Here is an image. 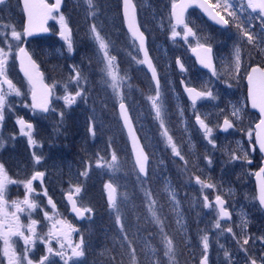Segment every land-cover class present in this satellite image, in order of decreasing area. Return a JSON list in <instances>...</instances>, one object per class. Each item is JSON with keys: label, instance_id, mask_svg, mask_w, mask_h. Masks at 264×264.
<instances>
[{"label": "rangeland", "instance_id": "rangeland-1", "mask_svg": "<svg viewBox=\"0 0 264 264\" xmlns=\"http://www.w3.org/2000/svg\"><path fill=\"white\" fill-rule=\"evenodd\" d=\"M159 1L135 0L142 29L152 35L150 25H153L154 21L157 24L156 19H162L163 14L164 22L170 26L168 12L171 0L162 1L166 6H155L153 2ZM219 3L223 5L224 0H219ZM95 4V17L89 14L84 0H64L63 8L58 13L65 16L75 38L78 37L76 43L85 38L90 51L82 46H74L72 52H69L65 41L59 35L58 18L52 19L55 31L53 40L56 45L52 50L50 49V53L55 56L58 64L53 66L55 68L53 73L47 74L50 86L55 85L52 90L53 105L48 115L32 111L29 101L24 102L23 97L28 99L29 88L26 96L24 90L18 87L16 88L21 92L19 96L14 92H4L11 106L5 107V111L10 114H5L4 121L0 123V140L3 141V146L0 147V163L4 164L8 176L16 181L29 179L35 171L45 173L43 182L33 181L35 191L32 198L38 207L31 212V219L39 221L38 233L44 235L48 232L51 222L44 218V212L47 211L54 219H62L76 229L71 233L73 243L79 242L81 237L84 239L85 248H89V245H93L96 241L98 243V240L104 243V251L100 252L104 255L99 256L98 263L91 260L87 264H131L127 241L123 239L125 234L136 250L138 264H142L139 258L142 248L151 254L145 259L146 261L170 264L168 257L164 255L165 247L160 226L152 221L148 210L149 199L145 196V191H148L157 201L156 210L163 222L164 233L174 241V264H198L202 255L201 237L205 234L209 236L208 264H247V257L240 250L245 237H250L249 244L244 246L248 249L249 255H253V251L264 254V244L262 245L260 241V238L264 237V212L260 210L256 202L252 179L255 170L259 168L261 157L257 155L256 150L253 152L250 150L253 145L252 126L258 117L249 111L246 104V85L241 84V79L246 75V69L241 67L238 74L235 72L234 52L226 60L220 55V63L226 64V69L230 73L229 77L222 79L215 78L218 75L214 78L203 76L201 83H195L203 90L210 89L216 97L196 103L195 110L191 104L173 91L171 85L168 83L162 85L165 125L181 155L184 156V160H181L174 156L171 148L167 146L161 134L159 121L155 119L147 99L148 96L155 94V88L146 79L142 65L135 62L140 58L134 55L136 48L128 41L122 28L118 12L120 0H95ZM189 19L198 20L194 13L189 16ZM4 24L14 25L16 30L21 32V9L17 0H9L5 5H0V26ZM92 24H96L101 35L110 41V55L116 57L115 63L119 73L126 77L121 93L138 136L152 158L145 180L138 179L134 169L128 143L116 112V106L120 101L106 83L102 53L99 52L90 31ZM104 30L108 38L102 32ZM8 31L0 27V32ZM177 31L183 34V28ZM167 33L171 36V29ZM7 38L11 40L10 35ZM197 38L204 43L198 35ZM4 39L5 36L0 35V47L6 48ZM188 39L189 42L186 43L182 35L176 38L187 47L196 44V39L192 37ZM71 40L74 43V38ZM11 42L12 52H15L18 42ZM172 54L170 60L174 61L176 53ZM131 57L133 59L135 57V61ZM163 60L168 62L166 58ZM184 60L188 71V83H193L190 80L192 78L196 81V73H191L195 68L193 60L190 55H185ZM11 62L12 56L8 61L7 73ZM73 66L78 68L86 78V82L81 81L80 85L84 91V97H78L76 103L67 106L63 100L64 85L69 84V78L74 75ZM76 90L75 84H69V91L74 93ZM136 94L140 95L139 99ZM136 99L139 104H136ZM234 108L240 109L238 117L232 116ZM181 110H183V116L180 114ZM61 113H63L62 117ZM196 114H200L205 119L213 130L212 134H216L214 131L218 129L222 118L225 117L233 122L234 128L229 133L219 136L220 143L212 139L215 147L211 144L212 150H210L204 133H200L193 124ZM17 115H23L28 120H35L36 125L39 122L40 132L37 128L32 132L36 140L35 146H30L27 137L21 134L16 123ZM90 128L94 130V134L89 130ZM249 131L252 133L251 138L248 136ZM33 152L42 157L39 165L34 164ZM112 152L116 153L119 160L118 171L113 172L107 168L96 167L98 158L110 160ZM245 153L251 160L250 164L243 160ZM232 154L241 159L235 160L236 166L230 168L228 162H233ZM86 168H89L88 176H81L80 173ZM162 170H165L172 180L159 174ZM196 176H199L202 181L215 184L216 188H205L201 191L200 185L195 181ZM109 181L117 187V204L124 232H121L120 226L116 224V214L109 208L104 196V184ZM76 184L83 188L80 196L77 197L78 203L92 209L91 213L85 214L86 218L81 223L69 218L67 205L63 199ZM175 186L183 198L180 197L179 191H175ZM45 191L47 195L44 194ZM170 192L175 193L178 204L171 199ZM24 194L23 183L7 186L6 199L9 204L13 200H22ZM217 194L227 198L232 215L231 221L221 222V226L222 228L231 226L235 236L216 229L214 227L215 210L203 208V196L207 195L209 200L213 201ZM49 197L56 205L55 211L48 204ZM127 206L134 210L133 217L125 213ZM126 210L129 211V208L127 207ZM8 211L11 212L14 209L9 207ZM18 215L22 224L29 223L27 211ZM99 215H102L104 222L108 223L104 226L106 232L101 234L96 231L99 229L97 224ZM258 221L261 224H258ZM260 228L262 231L259 230ZM12 240L15 242L14 247L17 252L22 253L23 241L19 237H13ZM51 243L54 249H58L56 240H52ZM122 244L124 247H121ZM2 248L3 241L0 240V249ZM225 250L231 254L230 262L224 257ZM45 254V244L37 240L29 253L30 258L38 261ZM51 259L57 264H63L59 257ZM105 260L109 261L104 262ZM0 264H6L2 255H0ZM80 264H86L83 258Z\"/></svg>", "mask_w": 264, "mask_h": 264}, {"label": "snow or ice", "instance_id": "snow-or-ice-1", "mask_svg": "<svg viewBox=\"0 0 264 264\" xmlns=\"http://www.w3.org/2000/svg\"><path fill=\"white\" fill-rule=\"evenodd\" d=\"M7 0H0V5H5ZM197 0H171V10H170V22H171V39L175 40L177 37L182 35V38L186 43L189 42V37L196 39V44L194 47H191V51L196 54L197 61L199 64L207 68L211 71L213 76L217 75L216 68L213 64V49L212 46L208 43L200 42L199 38H197L196 32L192 27H189L188 23L185 21V12L187 8H189L193 3H196ZM62 0H55L54 4H48L46 0H23V10L27 15V23L23 29V36H31L37 32H48L49 29L46 27L47 21L49 19H57L60 24V37L65 41L67 45V49L69 52L73 50V44L71 40V29L69 28L68 22L65 16L60 13L57 16L54 13H59L60 5ZM86 4L87 10L89 14L93 17L96 15V4L95 0H84ZM248 8L252 9L253 12L259 10L260 17L264 18V0H248L247 4ZM199 7L203 8L208 14L212 17V19L216 20L217 23H223L224 25L228 24V20L225 19L223 15H221L220 11H216L223 7V11L227 12L229 16H234L235 13L229 11L232 7L231 4L228 3V0H224L223 6L217 2L216 4H209L208 0H203L202 3H199ZM212 9V11H209ZM214 13V14H213ZM123 14L124 20L127 24L128 32L131 34L132 40L135 44L138 45V50L143 53V59L136 60L137 64H144L147 66L149 71L151 72V79L155 84V94L148 96V101L150 102L151 109L155 114V119L159 121V126L162 129V136L165 139V142L168 147L171 148L174 156L179 157L181 160H184V156L181 155L180 150L177 147V144L174 142L173 137L169 134L168 128L165 125V108L162 99L161 93V85L160 79L156 70V67L153 65L151 58L149 57L148 50L146 47V37L144 32L140 30V26L137 22L136 16V5L133 3V0H123ZM264 22V21H262ZM183 28V34L177 31L178 27ZM0 27H3L8 32H0V35L5 36L4 44L5 47H0V123H2L5 119V107L7 96L3 91V85H7L9 93H15V95H21V92L16 86L13 84L12 80H10L7 76V65L9 58L12 56V42L16 41L20 42L22 39L21 32L17 31L14 25L4 24ZM243 36L247 38V42L249 44H253L257 37L251 33L250 31L241 29ZM91 35L93 40L96 42L98 46V50L102 53V62L104 63L103 72L107 77L106 83L113 90V93L119 99V108H120V116L123 119L124 127L128 130L129 138L132 142L133 153L135 156V168L138 169V179L143 176L147 177V163H148V154L144 151L143 146L139 143V138L136 136L135 129L132 126L131 118L128 114V108L124 103V97L121 93V88L125 82L126 77L121 76L116 65V57L110 55L109 46L110 41H108L104 36L101 35V32L97 29L96 24H92ZM262 34H264V30H262ZM10 35L11 40L7 37ZM16 56L20 59L22 70L25 73V76L28 77L29 83L32 85V104L31 107L35 109H39L41 112H49V103L50 97L52 95V90L55 85L49 87L48 85L43 84L42 82V73L39 72L38 67L34 60H32L31 56L28 54L24 47H18L16 51ZM135 59V57H134ZM25 61H27V66H25ZM176 64L180 67L181 71H186L183 63L179 58L176 59ZM241 68V50L240 48H236L235 50V72L238 74ZM74 75L69 78V84H75L77 86V90L73 93L69 91V84L64 85L65 95L63 96V100L65 105L71 106L76 103L77 98L84 97V91L80 87L81 81L86 82V78L82 75V72L73 66L72 69ZM248 81V99L251 101V107L254 109H258L260 113L259 123L256 124V143L259 146V150L261 153H264V68L259 66L252 67L251 71L247 75ZM40 83L41 91L39 94L36 90L37 83ZM185 92L188 95L189 100L191 101V105L193 110H195L196 103L198 100L203 99H215L216 97L213 95V92L209 90H198L194 87H189L185 85ZM240 109L234 108L232 112V116L238 117ZM181 116H183V110H181ZM63 113H61V117ZM196 123L199 125L200 129L203 131L205 139L208 140L209 144H212L215 147V144L211 138L212 128L206 123L205 119L201 117L200 114H196L195 116ZM16 123L20 125V132L22 135L26 136L28 139V144L30 146L36 145V140L32 136L33 125L31 123H27L23 118H18ZM222 130L228 131L234 127L233 122L225 117L222 124ZM90 131L94 130L92 128ZM248 136L251 138L252 133L249 131ZM3 146V141L0 140V147ZM255 151V147L252 149ZM33 161L35 165H39L41 163L42 157L36 155L33 152ZM231 159L233 161L237 159H241V157L232 154ZM243 160L247 161V163H251V160L248 159V154L245 153L243 156ZM211 161L209 160V164ZM187 164V161H185ZM119 160L115 152H112L111 159L105 160L103 157H100L96 161V167L98 168H107L110 171H118L119 170ZM91 166L89 165V168ZM89 168H86L85 171L81 172L80 175L87 177ZM259 182V192H258V202L261 208H264V167H261L258 172L255 173ZM45 173L43 171H35L31 175V177L25 181H16L11 179L6 170L4 164L0 163V240L3 241V248L0 249V255L3 256L4 260H6V264H57V262L52 257H59L60 261L63 264H80L81 258L85 256V242L83 237L79 240V242L73 243L71 240V233L76 231L70 224H67L62 219H54L53 216H50L47 211L44 212L45 220L50 221V227L48 232L44 235H41L37 231V225L39 223L38 220L31 219V212L34 211L38 204L32 198V194L35 191L33 188V181L40 180L43 182V177ZM195 181L200 185L201 191L203 189H215L216 185L212 183H208L206 181H202L199 176L195 177ZM23 183L25 188V194L22 200H13L9 204L6 199V191L7 186L9 184ZM105 192L107 194L108 206L111 210L115 212V222L120 226V231L124 232V225L121 222V214L120 209L117 204V187L109 181L104 185ZM167 190V189H166ZM83 188L79 185H73L72 189L66 194V198L68 202L71 204V210L76 213L78 217H84L86 213H91L92 209L89 207H84L83 205L78 203L77 197L80 196ZM47 195V191L44 193ZM169 195L171 199L178 204L179 202L175 200V193L170 192ZM145 196L149 199V212L151 213L152 221L160 226V231L163 237V243L165 247L164 255L168 257L170 264H174L175 262V247L174 241L166 234L163 230V222L161 217L157 214L156 204L157 201L152 198L151 193L145 191ZM48 204L52 206L53 211H55L56 205L52 201V199L48 198ZM226 201L222 197V195H215L214 202L209 200L207 195L203 196L202 205L203 208L209 210H215L216 212V220L214 223V227L216 229H220L222 232L232 233L233 229L231 226L227 228H222L221 221L222 220H230L231 213L225 207ZM11 207L14 211L9 212L8 208ZM29 213V223L24 225L20 221V216L18 213ZM179 223V221H177ZM245 227L247 226V222L245 221ZM27 232V234H26ZM13 237H19L20 240L23 241V252L18 253L16 248L14 247ZM124 241H127V247L129 249V256L131 260V264H138L136 257V250L132 247L131 241L128 240L127 234L123 237ZM37 240L45 244L46 254L41 256L38 261H34L30 258L29 253L32 248L35 246ZM52 240H56L59 245L58 249H54L52 247ZM250 237H245L242 241L241 251L244 252L247 257V264H264V254H262L258 259L254 255H249L248 249L244 246L249 244ZM262 244H264V237L260 238ZM237 243H240L237 241ZM255 243V241H253ZM201 245H202V255L199 264H208V250H209V236L207 234L201 237ZM121 247H124L122 244ZM221 248L223 246L221 245ZM224 257L230 262L231 254L228 251H224ZM152 264H158L157 261H152Z\"/></svg>", "mask_w": 264, "mask_h": 264}, {"label": "flooded vegetation", "instance_id": "flooded-vegetation-1", "mask_svg": "<svg viewBox=\"0 0 264 264\" xmlns=\"http://www.w3.org/2000/svg\"><path fill=\"white\" fill-rule=\"evenodd\" d=\"M8 1L9 0H7V2ZM17 1L19 3V0H17ZM162 1L164 2L165 0H160L159 2H153V3H155V6H158V5L159 6H166V4L162 3ZM217 2H219V0H208V3L213 4V5L216 4ZM133 3L136 5L135 0H133ZM228 3L232 5V7L229 9V11L234 12L235 13L234 16H229L227 14V12L221 10V8H223V7L216 9V11H220L221 15H223L225 17V19H227L229 21L228 22V28L225 30L219 29L218 27L211 25L203 17V15L195 9H190L185 14V21L188 24L192 25L191 27L196 32V34L204 41V43H208L212 46L213 62H214V66L216 68L217 75H218L216 77L213 76L212 74L208 73L207 71L200 70L196 67L195 61H194L193 56L191 54V52H192L191 47H187L186 44L181 42L180 40H176V39L173 40L170 38L171 36H169V34L167 32L169 31V29H171V22H170L171 7H170V10L168 12V22L170 23V26L166 22H164V20H163L164 14H163L162 19H156V20H158L157 24H155V21H154L153 25H150V28L153 31V35H152V34L145 32V30L142 29V26L140 24V20L138 17V9L136 6L138 24H139L142 32H144V34H145L146 47H147L149 56L152 60V63L156 67V70H157V73H158V76L160 79L161 87L164 83H168L169 85L172 86L171 88L173 89V91L177 92L178 95L181 96L182 99L186 102H188V101L184 97L183 92L181 90V81H183L189 87H194L198 90H203V89L199 88L198 86H196V84H198V82L201 83V81H203V76L210 77V78L221 77L222 79L229 77L230 73L226 69L227 68L226 64L225 63L221 64L219 57H220V55H222V58L225 60L230 58L232 56L233 52L235 54L236 48H240V50H241V67H243L247 71L244 78L241 79L242 85L245 86L244 79L246 78L249 70L252 67L259 66L261 68H264V34H262V30H264V25H263L264 22H262V21H264V18L260 17L259 10H257L256 12H253L252 9L248 8V6H247L248 0H228ZM19 6H20V3H19ZM118 12H119V16H120V22H121L122 28H123L120 6L118 7ZM192 13H194L196 15L198 20L191 21L189 19V16ZM48 28L51 32L48 37H39V38H35V39L25 40L24 36H23L24 14H23V11L21 9L22 39L20 42H18V47H21L22 44H25L27 52L29 53L31 58L35 61V63L38 64L39 69L42 71L43 75H45V73H49V72L53 73L54 69H55V68H53V66L58 64L57 59H55V56L50 53V49L52 50L53 47L56 45L55 41L53 40L55 31H54V24H52V19H49ZM241 29H244V30H247V31H250L251 33H253L257 37L256 41L253 44H249L247 42V38L243 36ZM123 30H124V28H123ZM177 30L181 31L182 26L178 27ZM102 32L108 38L107 32L105 30ZM124 32H125V30H124ZM125 35H126V38L128 39V41H130V43L132 44V46H134L136 48L134 55L136 56V58H138V57L140 58V55L138 53V45L133 42L132 38L126 32H125ZM72 38H74V43H72L73 47L74 46L75 47L82 46L85 48V50L90 51V48L86 45L87 40H85V38H82L79 41H77V43H76V40L78 39V37L76 36V38H75V34L71 30V39ZM194 46L195 45H192V47H194ZM16 51H17V49H16ZM16 51L12 52V62L10 63V68H9V72L7 73V76L10 80H12L13 84L16 87L24 90L25 96H26V93H27V90L29 87H28L27 81L18 72V68H17V64H16ZM173 52L176 53V57L174 58V61L170 60L171 54ZM185 55H190L191 59L193 60L194 66H195V68H193V71L191 73H196V76H195L196 81H193L192 78H190V80L193 83H188L189 82L188 71H187V68L185 66V60H184ZM172 56H173V54H172ZM164 58L168 59V62H165L163 60ZM177 58H179L181 60L186 71L178 72V68H177V64H176ZM131 59L133 61H135L132 57H131ZM44 71H45V73H44ZM221 72H222V75L220 76ZM145 76H146V79L148 80V82H150L152 84L150 77L147 74H145ZM46 81H48V79ZM3 91L4 92L8 91L7 85H3ZM136 97H138L137 99H139L140 95L136 94ZM23 100L25 103H27V101H28L27 97H23ZM136 104H139L138 100L136 101ZM246 104L248 106L247 99H246ZM7 106H11V102L9 100L6 101V107ZM5 114H10V113L5 111ZM16 117L24 118L25 120H27L29 123H31L33 125V130L37 128L38 131L40 132L39 122L36 125L35 120H28L23 115H19V116L17 115ZM223 120H224V118H222L220 125L223 122ZM219 127L216 131H214L216 134H211V138L214 139L217 143H220L219 136L221 134H227L231 131L230 130L226 133L220 132ZM206 144L210 147V150H212V148H211L212 146H211V144L208 143V141H206ZM203 147H205L204 143H203ZM252 149H253V145L250 147L251 152H253ZM257 155H258V153H257ZM212 160H213V157H212ZM260 161H261V159L259 160V164H260ZM254 189H255V187H254ZM224 199L226 201L225 207L229 210L228 200H227V198H224ZM213 202H214V199H213ZM229 212H230V210H229ZM258 224H261L260 221H258ZM259 230L262 231L261 228ZM253 255L259 261V257L261 256V254L253 251Z\"/></svg>", "mask_w": 264, "mask_h": 264}, {"label": "water", "instance_id": "water-1", "mask_svg": "<svg viewBox=\"0 0 264 264\" xmlns=\"http://www.w3.org/2000/svg\"><path fill=\"white\" fill-rule=\"evenodd\" d=\"M49 1H50V2H49ZM36 2H39V0H36ZM46 2H47L48 4L51 5V4H54V3H55V0H46ZM202 2H203V0H197L196 3H193L189 8H187L186 12H187L188 10H190V9H195V10L199 11V12L203 15V17H204V18H205V19H206L211 25H213V26H215V27H218V28H220V29H226V28H228V24H227V25H224L223 23H217L216 20L212 19V17L208 14L207 11H205L203 8L199 7V3H202ZM120 4H121V9H120V10H121V16H122L123 27H124L125 32L131 37V34L128 32L127 24L125 23V20H124V14H123V0H120ZM20 5H21V8H22V11H23V14H24V27H25V25H26V23H27V15H26V13H25L24 10H23V8H24V6H23V0H20ZM62 6H63V0H62V3H61V5H60V10H59V12L61 11ZM209 11H212V9H209ZM186 12H185V14H186ZM185 14H184V15H185ZM213 14H214V13H213ZM136 16H137V13H136ZM48 22H49V20L47 21L46 27H48ZM137 22H138V20H137ZM140 30H141V29H140ZM48 35H50V31H48V32H37V33H35L34 35H31V36H26V37L24 36V39L27 40V39L37 38V37H41V36H48ZM131 38H132V37H131ZM21 47H24V48L26 49L25 44H22ZM26 51H27V50H26ZM138 52H139V55H140L141 59H143V53L140 52L139 50H138ZM28 54H29V53H28ZM148 54H149V53H148ZM191 54H192L193 59H194V61H195L196 67H197L198 69H200V70H204V71H207L208 73L212 74L211 71H210L209 69L204 68V67H202V66L199 64V62L197 61V57H196V54H195V53L191 52ZM149 57H150V56H149ZM32 60H33V59H32ZM16 63H17V68H18V71H19L20 75H21L23 78L26 79L27 84H28V86H29V88H30L29 102H30V107H31V104H32V91H33L32 85L29 83L28 77L25 76V73H24V71L22 70V67H21L20 59H18L17 56H16ZM213 64H214V63H213ZM36 65H37V67H38L39 72L42 73L41 70L39 69V66H38L37 63H36ZM142 65H143L144 70L146 71V73L148 74V76H149L150 79H151V72L149 71V69L147 68L146 65H144V64H142ZM25 66H27V61H25ZM254 67H256V66H254ZM177 68H178V72H181V69H180V67H179L178 65H177ZM250 71H251V69L249 70V72H250ZM249 72H248V73H249ZM247 75H248V74H247ZM42 82H43V84L47 85V84L45 83V81H44L43 74H42ZM151 82H152V84H153V86H154V88H155V84H154V81H152V79H151ZM245 85H246V96H247L248 108H249L250 111L255 112V113L258 115L259 120H260L261 117H260L259 110H258V109H254V108H252V107H251V101L248 99V81H247V76H246V78H245ZM184 88H185V84H184L183 81H181V90H182L183 94L185 95L186 99L191 103V101L189 100L188 95H187V93L185 92ZM36 90H37V93H38V94H39V92L41 91V86H40V83H39V82H38L37 85H36ZM51 97H52V95H51ZM51 97H50L49 107H50V105H51ZM198 101H199V100H198ZM119 103H120V102H119ZM119 103H118L117 106H116V111H117V114H118V119H119V121H120V123H121V126H122V129H123V131H124V133H125V136H126V139H127V142H128V147H129V150H130V153H131L132 161H133V163H134V165H135V156H134V153H133L132 142H131V140H130V138H129L128 130L124 127L123 119H122L121 116H120ZM31 109L34 110L32 107H31ZM34 111L41 112L39 109H35ZM42 113H43V114H47L48 112H46V113H45V112H42ZM128 114H129V117L131 118L130 113H129V110H128ZM23 119H24V118H23ZM24 120H25V119H24ZM259 120H258V122H256V123L253 125V131H254L253 139H254V141H255V147H256L258 153L260 154V156L262 157V159H261L260 167L255 171V173L258 172V171L260 170L261 167H264V153H261V152H260V150H259V146H258V144L256 143V132H257V129H256L255 126H256L257 123H259ZM25 121H26V120H25ZM131 121H132V118H131ZM193 121H194L195 126L199 129V131L203 132V131L200 129L199 125L196 123V119H194ZM26 122H27V121H26ZM27 123H29V122H27ZM222 124H223V122H222ZM222 124H221V126H222ZM132 126H133V128L135 129L134 124H133V121H132ZM221 126H220V128H219V131H220V132H223V133H226L227 131H226V132L223 131ZM18 127L20 128V125H18ZM229 130H230V129H228V131H229ZM135 133H136V136L138 137V134H137V132H136V129H135ZM138 138H139V137H138ZM139 143H140V145L142 146V144H141V142H140V139H139ZM147 165H148V163H147ZM136 170H137V172H138V169H136ZM255 173H254V175H253V181H254V184H255L256 200H257V203H258V205H259V202H258V199H257V197H258V192H259V187H258L259 182H258V178L256 177ZM141 178L145 179V177H143V176H141ZM36 181H37V182H41L40 180H36ZM107 183H108V182H107ZM105 184H106V183H105ZM105 184H104V185H105ZM104 194H105V197H106V202L108 203V200H107V194H106V192H105V189H104ZM63 199H64V201H65V203H66V205H67V207H68V212H69V214H70V215H71V216H72L77 222H82V221L85 219V215H84V217H78V216L76 215V213L73 212V211L71 210V204L68 202V200H67V198H66V194L64 195ZM259 207H260V205H259ZM260 209H261L262 211H264V208H261V207H260ZM230 220H231V219H230ZM230 220H222V221H230ZM199 262H200V261H199ZM198 264H199V263H198Z\"/></svg>", "mask_w": 264, "mask_h": 264}, {"label": "trees", "instance_id": "trees-1", "mask_svg": "<svg viewBox=\"0 0 264 264\" xmlns=\"http://www.w3.org/2000/svg\"><path fill=\"white\" fill-rule=\"evenodd\" d=\"M161 17H163V15ZM118 62H119V57H118ZM44 73H45V71H44ZM47 74L48 73H45V76ZM153 164H154V160H153ZM150 166H151V163H149V168H150ZM159 174L165 175L167 178H169L170 180H172L166 174V171L165 170L160 171ZM139 179L142 180L141 178H139ZM174 189H175V191H179L176 186L174 187ZM179 195H180V191H179ZM180 197L183 198L182 195H180ZM135 200H136V198H135ZM127 207L129 208V211L126 210ZM127 207H125V213L129 217H133L134 216L133 215L134 214L133 213L134 210H131L130 206H127ZM135 213H137V212H135ZM97 224L99 226V229H97L96 231H98L99 234L106 232L104 226H105V224L108 225V223L107 222H104V217L102 215H99V217L97 219ZM190 234H191V228H190ZM87 244L89 245V243H87ZM94 244H95V246H93ZM94 244L93 245H89V248L88 247L85 248V256L83 257V261L86 264L89 263L91 260H93L91 262L98 263L99 256L100 255H104V253H100V252L104 251V243H101L98 240V243L96 241ZM142 250H143L142 253L139 254V258L141 259L142 264H152L151 260H148V261L145 260L146 258L150 257L151 254H149L148 251L146 249H144V248H142ZM105 254H107V253H105ZM108 261L109 260H105L104 262H108Z\"/></svg>", "mask_w": 264, "mask_h": 264}, {"label": "bare ground", "instance_id": "bare-ground-1", "mask_svg": "<svg viewBox=\"0 0 264 264\" xmlns=\"http://www.w3.org/2000/svg\"><path fill=\"white\" fill-rule=\"evenodd\" d=\"M228 165H229V167L231 168V166H236V164H235V161H233V162H228Z\"/></svg>", "mask_w": 264, "mask_h": 264}]
</instances>
